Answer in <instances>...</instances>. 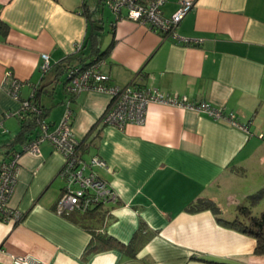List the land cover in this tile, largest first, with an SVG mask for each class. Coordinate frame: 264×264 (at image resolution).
Masks as SVG:
<instances>
[{
  "label": "crops",
  "instance_id": "obj_1",
  "mask_svg": "<svg viewBox=\"0 0 264 264\" xmlns=\"http://www.w3.org/2000/svg\"><path fill=\"white\" fill-rule=\"evenodd\" d=\"M180 1L166 0L163 14ZM192 1L176 28L184 41L130 19L114 21L104 0H0V162L21 151L8 206L24 213L16 224L0 221V264L21 255L47 264H264L252 236L219 221L233 219L239 205L264 210V195L248 198L264 187V0ZM76 42L82 49L74 54ZM97 47H109L101 65L109 83L137 78L144 87L232 111L247 128L160 102L147 105L142 124L98 123L110 95L71 94L58 68L70 55L71 64L88 63ZM7 71L23 81L18 98L5 90ZM33 94L51 127L68 105L80 155L106 161L95 170L119 201L99 208L109 210L102 223L54 212L62 155L46 140L38 154L22 151L40 130L32 115H16ZM202 198L219 211L186 209ZM93 232L112 245L91 239Z\"/></svg>",
  "mask_w": 264,
  "mask_h": 264
},
{
  "label": "built area",
  "instance_id": "obj_2",
  "mask_svg": "<svg viewBox=\"0 0 264 264\" xmlns=\"http://www.w3.org/2000/svg\"><path fill=\"white\" fill-rule=\"evenodd\" d=\"M166 0H104V4L114 15V21L130 19L161 33L186 41L177 34L176 28L185 14L193 6L192 0H181L177 9L169 16L162 12V5ZM81 42H76L73 51L81 48ZM43 61L40 69L45 72L49 68L48 55L42 53ZM103 59L96 60L85 67L72 66L65 74L64 86L71 94L83 90L106 92L110 100L100 116V123L111 124L123 129L127 123L142 124L145 121L147 105L150 102L169 103L184 108L195 109L207 113L214 120H224L233 126L246 129L247 125L238 121L232 111H225L223 107L210 105L205 101L188 100L186 97L170 96L156 88L142 86L137 78L128 84L119 86L108 81V75L101 71ZM23 81L14 77L10 71L5 74L4 87L13 98L19 97ZM22 112L40 113V109L29 99L21 102ZM17 113V112H16ZM19 115V114H18ZM72 111L66 106L63 114L53 128L51 123L41 120L40 132L29 143L23 145V151L33 154L39 153V144L47 141L55 152L63 157V163L57 173L63 180L61 193L56 200L54 212L66 215L75 210L85 211L97 204H115L119 200L117 190L108 181L100 177L95 167L107 168L106 161L98 155L91 156L90 161L84 160L78 151L79 141L75 138L70 127ZM19 154L9 160L0 162V221L15 223L20 220L22 212L8 206L12 194L18 169ZM14 264H47L32 256H11Z\"/></svg>",
  "mask_w": 264,
  "mask_h": 264
},
{
  "label": "trees",
  "instance_id": "obj_3",
  "mask_svg": "<svg viewBox=\"0 0 264 264\" xmlns=\"http://www.w3.org/2000/svg\"><path fill=\"white\" fill-rule=\"evenodd\" d=\"M143 1L146 2L148 0H143ZM5 29H6V26L4 25V23H2L0 21V30L4 31ZM108 48L109 47H107L106 49H103V50H99V48L97 47L95 49L96 50L95 52H97L96 57H94L88 63L71 64V61H72L73 57L70 55V56L64 58L58 64V68L60 69L59 72L60 73L65 72V74H66V71L72 66L85 67V66L89 65L90 63H92V62H94L96 60L103 59V55L107 52ZM81 49H82V45H81V48L79 50L73 51V53L75 54V53L81 51ZM65 80H66V77H65ZM65 80H64V82H65ZM29 100L32 101V103L34 105H36L40 109V113L39 114H35L34 112H31V111L22 112L21 109L19 108V110L16 113V115L19 114L18 116H20V117L23 116V115H26V114L32 115V125L36 127V126H39V123H40L41 120H46V114H45V111H44L43 107L40 106L38 104V102H37V94H33L29 98ZM46 121L50 122L48 120H46ZM97 122L100 123V117L97 120ZM94 127L96 128V126H94ZM39 132H40V130H39ZM39 132H38V134H39ZM35 137H33V138L29 139V140L28 139L25 140L24 144L29 143ZM79 145H80V141H79ZM22 151H23V149H22ZM20 153H21V151H13L11 153L9 159L12 156H14L15 154H19L20 155ZM263 195H264V187L259 189V190H257L255 193L249 195L248 198H249V201L251 203V202L259 199ZM118 201H117V203H118ZM106 205H115V204H97V205H94V206H90L85 211L75 210L73 212H69L68 214L61 215V216L68 217V218H76L81 223L89 221L91 219L95 220L96 222H97V220L100 221L101 219L102 220L104 219V221H105V218L108 215L107 213H108L109 210L106 211L105 213H102V212L99 211V208H103ZM186 209L188 211H191V212H196V211H200V210H203V209H211L214 212H218L219 211V209H218L217 205L215 204V202H213L212 200H210L208 198L198 199L197 201L190 203L187 206ZM237 211H238V214L233 219H231V220L219 219V221H221V223H223L227 227H230V228L235 229L237 231H240V232H242L244 234H248V235L252 236L255 239V241H256V245H255L254 251L256 253H258V254H264V210L259 212V213H257V214H253L251 212V210H250L248 205H239L238 208H237ZM23 217H24V213L22 212V216H21L20 220L15 222L14 224L20 222ZM102 220L100 221L101 223H102ZM91 239H93V240H96V239L102 240L103 239L102 241H104V244H107V246L112 245L110 242H112V240H113L110 237H106L104 235L102 236V234H99V233L96 234L95 232H93V235H92ZM93 240H91V241L95 242ZM115 243H117V242H115ZM92 247H93V245L90 242V244L88 245V249H90Z\"/></svg>",
  "mask_w": 264,
  "mask_h": 264
},
{
  "label": "rangeland",
  "instance_id": "obj_4",
  "mask_svg": "<svg viewBox=\"0 0 264 264\" xmlns=\"http://www.w3.org/2000/svg\"><path fill=\"white\" fill-rule=\"evenodd\" d=\"M103 36L105 37V40H104V41H105V42L108 41V39H109L108 33H107V32H104ZM103 36H102V37H103ZM102 41H103V40H102ZM62 79H63V80L65 79V76H64V75L62 76ZM62 114H63V113H62ZM61 116H62V115H61ZM60 118H61V117H60ZM59 120H60V119H59ZM58 122H59V121H58ZM58 122H57V123H58ZM57 123H56L55 125H53L52 127L54 128V127L57 125ZM92 156H93V155H92ZM90 159H91V156H90L89 158L87 157L85 160H86V161H90ZM59 179L62 180L61 178H59ZM62 181H63V180H62ZM262 207H264V206H260V209H264V208H262ZM257 209H259V208H257Z\"/></svg>",
  "mask_w": 264,
  "mask_h": 264
}]
</instances>
